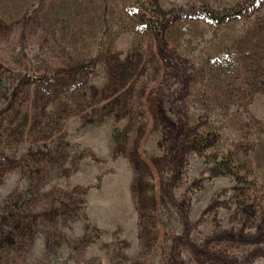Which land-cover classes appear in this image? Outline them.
<instances>
[{
  "label": "rangeland",
  "instance_id": "1",
  "mask_svg": "<svg viewBox=\"0 0 264 264\" xmlns=\"http://www.w3.org/2000/svg\"><path fill=\"white\" fill-rule=\"evenodd\" d=\"M254 2L0 0V264H264Z\"/></svg>",
  "mask_w": 264,
  "mask_h": 264
},
{
  "label": "trees",
  "instance_id": "2",
  "mask_svg": "<svg viewBox=\"0 0 264 264\" xmlns=\"http://www.w3.org/2000/svg\"><path fill=\"white\" fill-rule=\"evenodd\" d=\"M257 1L259 0H255V2ZM249 6H253V3ZM249 6H247V8H239L237 5H234L231 8H225L220 11L204 7H196L192 9L188 7H182L174 15L177 19H187L188 17L193 16L198 21L204 22L206 25L218 26L225 21H234L239 19L244 12L248 13ZM161 25L162 24H160V26Z\"/></svg>",
  "mask_w": 264,
  "mask_h": 264
}]
</instances>
